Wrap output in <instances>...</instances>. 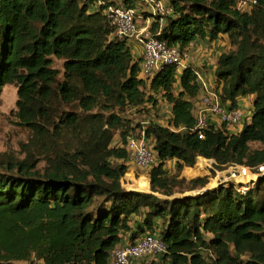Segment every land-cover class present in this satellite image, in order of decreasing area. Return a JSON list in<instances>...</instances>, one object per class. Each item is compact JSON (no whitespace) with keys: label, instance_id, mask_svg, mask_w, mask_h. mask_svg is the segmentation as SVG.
I'll use <instances>...</instances> for the list:
<instances>
[{"label":"trees","instance_id":"obj_1","mask_svg":"<svg viewBox=\"0 0 264 264\" xmlns=\"http://www.w3.org/2000/svg\"><path fill=\"white\" fill-rule=\"evenodd\" d=\"M164 1L171 14L151 31L170 47L189 54L193 44L229 42L213 89L231 111L252 99L242 131H194L204 86L192 66L143 77V58L106 14L142 0H0V103L15 85L16 117L30 131L23 158L0 155V264H110L117 249L149 235L167 245L163 264H264V176L246 193L228 186L195 197L184 196L187 187L208 177L181 178L200 158L221 171L264 165V0L245 11L235 0ZM162 103L167 125L142 127L125 115ZM142 132L156 159L150 193L122 184L129 138ZM138 184L149 189L146 178Z\"/></svg>","mask_w":264,"mask_h":264},{"label":"built area","instance_id":"obj_2","mask_svg":"<svg viewBox=\"0 0 264 264\" xmlns=\"http://www.w3.org/2000/svg\"><path fill=\"white\" fill-rule=\"evenodd\" d=\"M238 10L245 11L256 6L259 0H235ZM104 5L103 2H101ZM149 14L148 17L145 14ZM106 14L112 26L116 29L117 36L121 39L128 38L138 42L143 50L142 75L145 79H152L156 74L166 67L177 66L187 68L190 66V54L182 53L177 47H170L165 41L159 38L161 32L153 34L151 31L152 22L156 19L162 23L171 14V9L164 0H142V8L125 9L122 7L109 6ZM145 20L146 25L141 27L139 21ZM204 86V94L201 97L200 105L197 107V124L195 132H199L200 138L204 132L212 126L214 118L219 119L222 124L237 126L243 124L247 118L246 112L242 109H227L214 89L200 78ZM127 149L130 161L141 170H150L156 163L152 147L145 139L142 132L138 137L132 135L129 138ZM238 177L242 173L250 174L253 178L249 186H235L241 193H246L254 188L256 182L264 176V165L254 173L252 169L243 166H232ZM240 168V169H239ZM236 177L235 174H233ZM239 183V182H238ZM167 253V245L164 241L154 235H149L138 241L135 245L117 249L110 264H134L145 258H158Z\"/></svg>","mask_w":264,"mask_h":264},{"label":"rangeland","instance_id":"obj_3","mask_svg":"<svg viewBox=\"0 0 264 264\" xmlns=\"http://www.w3.org/2000/svg\"><path fill=\"white\" fill-rule=\"evenodd\" d=\"M145 16L148 17L149 14L147 13L145 14ZM139 24L141 27H143L146 25V21L141 20L139 21ZM190 57H191V61H193L194 58L195 60H197L196 55H190ZM209 57L210 56L205 58H209ZM54 67L61 71V75L59 76V79L62 80L63 61L55 60ZM17 101H18L17 87L15 85L6 86L2 91L1 103H0V155L12 154V155H18L19 157L23 158L24 156L19 153L20 147L21 144L28 142L30 138V131L26 127H23L19 124V121L16 117V113L18 110ZM125 115L129 120H132V122H134L135 125H141L142 127H146V125L149 122H158L163 125H167L168 124L167 119L169 118V111L166 108V106H164L162 103L157 108L150 107L148 109L140 108L138 110H130ZM139 132L140 130H137L135 134H138ZM117 142L118 143L121 142L120 138L116 139V143ZM201 162L203 163L204 168L201 171H195L194 169ZM214 163H215L214 161L212 163L205 160H198L194 168L186 170L185 174H183L182 172L181 178L186 179L188 181L192 180L191 178L194 176H196L194 179L208 177V183L204 187L202 188L200 187L197 190L189 191V192L188 189L190 187H187V192H185L184 196L195 197L209 190H216L221 187L237 186V184H240L241 186H246L239 182V177L238 174H236L234 167H228L226 170L221 171L215 168ZM169 166L172 169V172L174 173L176 170L175 162H172V164ZM42 167H43V163H41V165H39L38 168L42 169ZM134 168H135L134 171L128 170V173L123 178L122 180L123 187L129 192H132L131 190L149 192L148 189L140 187V185L138 184L139 180H135V184L133 186H127L129 182L126 179V177L129 173H133L131 174L132 176H134L135 174L137 178H141L146 176L147 173L149 172V170H141L136 166ZM196 173L199 175H197ZM233 174H235L236 177H234ZM252 178L253 177L251 176V180ZM180 195L181 193L177 194V196ZM13 264H28V263L16 262ZM137 264H163V262L162 259L159 260L158 258H147L144 259V261H138Z\"/></svg>","mask_w":264,"mask_h":264},{"label":"crops","instance_id":"obj_4","mask_svg":"<svg viewBox=\"0 0 264 264\" xmlns=\"http://www.w3.org/2000/svg\"><path fill=\"white\" fill-rule=\"evenodd\" d=\"M130 45L132 46V50L134 55L136 56L137 59H142V55H143V50L142 47L138 44V42L136 40L131 39L130 40ZM230 49V45L229 42L226 41V39L222 38L220 41L209 44V45H204L203 43H198V44H193L190 47V51L189 54L190 55H196L197 56V60H195V58L193 59V61L190 63V66H192L194 69H197L198 73H200V78H202L205 83L210 87V89H213L215 86V69H216V65H217V61H218V57L220 56V54H222L225 51H228ZM202 50V52H201ZM201 52V54H200ZM205 53V54H204ZM209 58H205L208 57ZM201 97L195 101V105L196 107H198L200 105V101ZM242 103V106L244 107V111L247 113V117L250 114L251 108H252V99H242L240 101ZM212 126H215L217 128L222 127L223 124L219 121V119L214 118L212 121ZM244 127V123L237 125V126H229V130L230 132L233 133H238L240 131H242ZM199 160H205V161H209L212 162V160H206L203 158H200ZM172 164V163H171ZM170 164V165H171ZM128 165V170H135V166L134 164L129 161L127 163ZM131 168V169H130ZM188 169H192V168H185V170L183 171V174L186 173V170ZM196 171V169H194ZM129 174H133V173H129ZM197 174V173H196ZM199 175V174H197ZM196 176L192 177L191 179H194ZM134 178L135 180H141V178H146L148 179L149 182V192L146 193H150L151 192V185H150V180L148 178V173L146 176L141 177V178H137L136 175L134 174ZM133 186V185H132ZM132 192H137L134 190H131ZM137 264V263H135Z\"/></svg>","mask_w":264,"mask_h":264},{"label":"bare ground","instance_id":"obj_5","mask_svg":"<svg viewBox=\"0 0 264 264\" xmlns=\"http://www.w3.org/2000/svg\"><path fill=\"white\" fill-rule=\"evenodd\" d=\"M251 181V175L242 173L241 176L239 177V182L242 183L243 185L249 186Z\"/></svg>","mask_w":264,"mask_h":264}]
</instances>
